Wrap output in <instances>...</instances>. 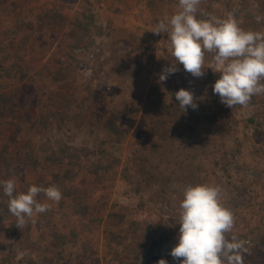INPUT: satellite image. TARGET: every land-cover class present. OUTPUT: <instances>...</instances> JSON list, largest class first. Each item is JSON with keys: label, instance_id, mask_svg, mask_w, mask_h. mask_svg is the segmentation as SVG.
<instances>
[{"label": "rangeland", "instance_id": "obj_1", "mask_svg": "<svg viewBox=\"0 0 264 264\" xmlns=\"http://www.w3.org/2000/svg\"><path fill=\"white\" fill-rule=\"evenodd\" d=\"M178 3L0 0V264H179V204L197 184L220 187L229 239L246 242L243 262L264 264V94L221 103L211 53L202 77L178 64L159 81L176 62L167 33L152 30ZM228 13L264 32V0L200 3L197 18ZM181 88L197 108L180 112ZM9 158L32 164L5 168ZM8 179L17 192L56 185L62 199L38 194L49 210L18 227ZM151 224L162 233L141 241Z\"/></svg>", "mask_w": 264, "mask_h": 264}, {"label": "clouds", "instance_id": "obj_2", "mask_svg": "<svg viewBox=\"0 0 264 264\" xmlns=\"http://www.w3.org/2000/svg\"><path fill=\"white\" fill-rule=\"evenodd\" d=\"M201 0H179V11L165 17L152 30L155 34L167 33L171 55L175 64L165 67L159 75L164 82L178 71L182 64L193 77H202L205 53H211L209 67L220 74L212 85L221 103L229 108L246 107L255 95L264 94V32L244 30L235 16L226 18L198 19ZM257 21L261 19L256 17ZM179 107L197 108L194 94L181 88L175 93ZM3 192L9 197L8 209L17 218V226L26 223V218L44 213L50 205L40 203L38 194L48 200L59 202L62 193L56 185L47 188L32 185L26 192L16 191V182H3ZM179 204V234L170 255L179 264H243L247 251L245 241L235 236L228 237L234 226L232 212L221 203L219 186L197 184L183 189ZM157 264H168L160 259Z\"/></svg>", "mask_w": 264, "mask_h": 264}, {"label": "trees", "instance_id": "obj_3", "mask_svg": "<svg viewBox=\"0 0 264 264\" xmlns=\"http://www.w3.org/2000/svg\"><path fill=\"white\" fill-rule=\"evenodd\" d=\"M215 1H216V0H201V3H202L204 6H207V5H209V4H211L212 2H215ZM47 14H50V16H51L53 19H55V20L58 19L56 13H55L53 10H48V11H47ZM176 74H177V71H176L175 73L171 74V75H176ZM175 93H176V92H173V95H172L171 97H172V100L175 102L176 106H178V104H177L178 101H177L176 98H175ZM161 104H162V103H161ZM161 104H159V105H161ZM161 106H162V105H161ZM178 107H179V106H178ZM179 108H180V107H179ZM180 112H181V108H180ZM11 161H14V162H15V163H14L15 165L18 164L19 162H21V163H23V164H29V163L32 164V162H30V161L28 160V158H27V160H17V159L9 158V160H8V159L6 160V163H5V162H1V165H2V166H5V168H7V166L11 165V164H9V162L11 163ZM31 161H32V160H31ZM38 163H39V162H38L37 159H35V160L33 161V165H34L35 167L37 166ZM48 163H51V162L49 161ZM0 210H1V207H0ZM162 231H163V226H162V225H161V226H160V225L156 226V225H153V224L148 225L147 228H146V230L142 233L143 238L141 239V241H143V242H145V241H151V240L153 239L154 236H156V235L162 233ZM243 264H247V263L244 261ZM248 264H262V262H258V263H256V262H252V263H248Z\"/></svg>", "mask_w": 264, "mask_h": 264}]
</instances>
